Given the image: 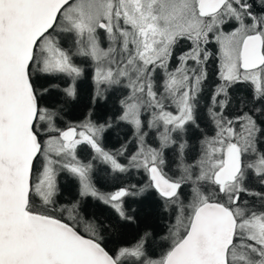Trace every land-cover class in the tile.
I'll use <instances>...</instances> for the list:
<instances>
[{"label":"snow or ice","instance_id":"snow-or-ice-1","mask_svg":"<svg viewBox=\"0 0 264 264\" xmlns=\"http://www.w3.org/2000/svg\"><path fill=\"white\" fill-rule=\"evenodd\" d=\"M0 264H264V0H0Z\"/></svg>","mask_w":264,"mask_h":264},{"label":"trees","instance_id":"trees-1","mask_svg":"<svg viewBox=\"0 0 264 264\" xmlns=\"http://www.w3.org/2000/svg\"><path fill=\"white\" fill-rule=\"evenodd\" d=\"M210 71L214 73L215 66H211ZM214 79L215 77H213V80ZM213 80L209 81V85L206 87L205 94H207V91L211 87H214ZM84 87H85V90L87 91L88 85L86 84ZM235 94L237 96L244 95L245 94L244 87L243 86L238 87L236 89ZM113 99H115V97H113ZM84 111L85 109L83 108L82 105H76L75 107L69 106L65 119H68V118L73 119V120L82 119ZM112 111H114V108H113L112 102L110 101L107 105L98 109V117L102 119L106 114H110ZM208 130L209 132H211L210 127ZM132 132H133V129L130 126H127L125 124H121L117 127H113L105 134L103 138V146L115 152L117 149L121 147V144L124 143L125 140H129L132 138ZM129 147H133V146L130 145ZM88 151L89 150L85 148L84 150L79 152V156L84 157L86 162H87V158L85 155ZM169 157H171V154H169ZM172 167L174 168V165ZM142 179H143L142 174L136 173L135 170H133L132 173L129 175V181H131L132 183H136L137 181L142 180ZM59 181H60V184L64 187V196L66 198H70L72 195L75 194L76 186L75 184H73V182L69 180L66 181L63 177H59ZM111 189H113V187ZM152 206H153V202L151 200H146L144 204L139 206L140 211H141V216H140V221L138 222V225L125 226L122 229L121 236L119 237L110 236L109 240H113V241L119 240L122 242L134 241L137 231L143 228L144 226L143 213L149 211ZM86 207L89 211L95 212V214L100 216L101 219H104L109 214V211H110L104 205H101L99 202L94 201L92 199H89L86 202ZM133 207H137V205L134 204ZM157 231L163 232V224H160L157 226ZM159 244H160V240H159V237H157L156 245H154V247L156 248L157 254H158V251H160Z\"/></svg>","mask_w":264,"mask_h":264},{"label":"flooded vegetation","instance_id":"flooded-vegetation-1","mask_svg":"<svg viewBox=\"0 0 264 264\" xmlns=\"http://www.w3.org/2000/svg\"><path fill=\"white\" fill-rule=\"evenodd\" d=\"M79 120L80 119H77V120H73V119H70V118L65 119V121H67V122H78ZM105 149L108 150V151L114 152L113 150H109L107 148H105ZM87 150H89V151L86 153L85 156L87 158V161H89V160H91V156L94 155V153H92L90 149H87ZM80 158L85 161L84 157H80ZM120 159H123V158H120ZM92 163L94 165V174H93L94 183H96L97 187L100 188V190L102 192H111V191H113L114 188L111 189L112 188L111 182L105 175V173H110L111 172L110 167L108 165L103 164L99 160L92 161ZM59 177H63L66 181L69 180V181L73 182V184H75V186H76V182L72 178L68 177L66 174L62 173ZM127 180H129V175L127 176ZM99 203L101 205H104L101 202H99ZM104 206L109 209L108 206H106V205H104Z\"/></svg>","mask_w":264,"mask_h":264},{"label":"rangeland","instance_id":"rangeland-1","mask_svg":"<svg viewBox=\"0 0 264 264\" xmlns=\"http://www.w3.org/2000/svg\"><path fill=\"white\" fill-rule=\"evenodd\" d=\"M158 253H159V251H158Z\"/></svg>","mask_w":264,"mask_h":264}]
</instances>
